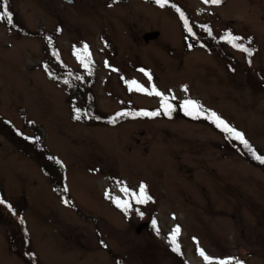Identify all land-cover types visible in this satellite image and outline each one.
Returning <instances> with one entry per match:
<instances>
[{
    "label": "rangeland",
    "instance_id": "rangeland-1",
    "mask_svg": "<svg viewBox=\"0 0 264 264\" xmlns=\"http://www.w3.org/2000/svg\"><path fill=\"white\" fill-rule=\"evenodd\" d=\"M176 1L215 35L231 31L249 43L252 38L250 66L240 50L227 44L241 61L236 75L204 47L185 49L182 28L168 4L8 0V11L26 34L13 17L12 23L0 20L1 116L24 133L39 134L62 160L78 207L59 200L37 162L0 125V209L20 212L37 263L175 264L169 236L171 226L180 223L177 237L192 264H264L263 167L231 150L213 126L182 115L184 101L195 100L240 129L264 154V0ZM152 29L159 35L145 40L143 33ZM51 35L65 62L90 78L102 111L129 103L160 114L139 115L144 111L137 108L115 125L75 120L68 102L71 86L46 68L53 62H47L44 37ZM140 64L170 97V114L162 111L161 97L137 90L151 81ZM141 183L151 198L146 203L137 202ZM195 184L204 186L201 199H217L223 208L204 219L218 232L206 247L194 248L203 255L191 253L186 238L191 204L183 199L188 191L200 193L193 190ZM124 202L126 207L120 206ZM213 214L220 221L214 222ZM140 222L147 224L138 231ZM0 264H26L10 250L2 219Z\"/></svg>",
    "mask_w": 264,
    "mask_h": 264
},
{
    "label": "trees",
    "instance_id": "trees-1",
    "mask_svg": "<svg viewBox=\"0 0 264 264\" xmlns=\"http://www.w3.org/2000/svg\"><path fill=\"white\" fill-rule=\"evenodd\" d=\"M150 1L156 3V0ZM202 1L204 2V0ZM224 1L225 0H223V2ZM165 4L172 6L175 11V15L183 31L185 49H191L194 45L204 47L208 52L213 53L217 57L221 58L224 61L223 63L228 69V71L231 74L236 75L238 69H240L239 67L241 66V61L239 58L235 57V55L231 53L230 50L225 47V45L227 44L234 50H240L243 53V61L246 65L250 66L254 47L252 45V38L250 40V43L247 41L246 38L242 37V39L236 41V43H241L245 47L249 48L251 50V54H249L237 47H234L233 44L230 43L227 39L222 38L226 36L227 33H229L228 31H225L223 34L215 35L212 32V29L208 27L206 23H200L190 17L189 13L185 11L182 5H180L176 0H167V3ZM3 10L4 9L2 8V11ZM181 13H183V15H181ZM12 17L15 20V17ZM185 21L187 23H185ZM15 23L18 31L22 34H26L23 29H20L18 27L19 23L16 20ZM189 27H191L192 32L188 31ZM230 33L232 32L230 31ZM232 35L239 37L237 33H232ZM44 40V49L48 54L47 62H49L50 60L53 62V65H51L52 67H46L47 71L51 73L56 80L60 82H66L71 86V90L68 93V102L71 109V115L75 120H78L85 124L105 123L107 125H115L119 123L125 116H127H118V113H127L132 112L134 110L136 111L137 108H141L144 112H150L147 108L130 106L129 103H126L116 108L114 111H102L96 104L90 78L85 75V73L81 69L71 68L65 62L59 52L58 46L54 43L55 40L53 35L45 36ZM60 70L62 71V76L59 75ZM143 71L146 72L147 75L150 74L151 77L150 83L144 86L146 89H148L147 92L152 91L153 85H155L156 90L161 91L160 87L156 85L154 77L152 79V73L150 72L151 70L144 68ZM252 83H255V81H253V77ZM261 83V87L264 86V81H262ZM130 84L132 85L131 82ZM255 84H253V87L256 89L259 88L258 84ZM77 109L79 110V112H77ZM202 109L204 110V113L202 115L190 116L187 114L186 111L182 115L188 117L191 120H195L198 122H206L210 126H213L214 128H216V130L220 131L225 137L226 141L230 143L229 147L231 150L248 159L253 164L260 165L264 168V162H262L261 159L256 158L257 156L264 158V154L254 144H252L248 139L244 137V139L248 142V145H245L240 140H237L233 135L224 132L221 127L217 126L214 119L211 117V113H213V111L205 108ZM77 115L79 116V119L76 118ZM167 117L171 116L167 114ZM113 119H115V122H113ZM0 125L4 126L5 129L9 130V133L13 138V142L17 144L18 148L22 152L26 153L29 157H32L37 162L41 171L47 176V179L59 200L64 205L77 210L78 207L75 201L73 200L72 196L70 195L66 184L65 165L57 155L52 153L47 148V146L43 143L42 139L40 138L39 134L30 135L22 132L20 129L14 126L7 118L2 117L1 113ZM236 130L241 132V130L239 129ZM132 199L135 200L134 198ZM64 200H68L69 203L65 204L63 202ZM0 201L4 202L1 194ZM19 213L20 212H15L10 207L8 208V211H2L0 209V219H2L6 229L9 248L13 253L20 256L26 262V264H39L37 263L38 259L34 251L29 248L30 241L27 235V227Z\"/></svg>",
    "mask_w": 264,
    "mask_h": 264
},
{
    "label": "flooded vegetation",
    "instance_id": "flooded-vegetation-1",
    "mask_svg": "<svg viewBox=\"0 0 264 264\" xmlns=\"http://www.w3.org/2000/svg\"><path fill=\"white\" fill-rule=\"evenodd\" d=\"M192 188L194 191L200 192V193L194 194L193 191H188L189 193H188L187 198L184 197L183 199L187 204H191L189 216L186 217L185 221H187L186 228L188 230L186 232V238L187 240H189V243L191 244L192 249L189 248L190 246H187L186 249H190L191 253L192 251L195 250L196 252L194 254H201V252H203L204 254L205 251L197 250L194 248L206 247L209 236H213L215 239L217 238V232H218V230L214 227V225H211L210 227H208L204 223V219L206 215L211 212H215V213L223 212V208L218 207L219 205L217 203V199H215L216 202L211 201L210 199H208L207 201L201 199V195H203L202 191H204L203 184H195L193 185ZM252 207H253V203H252ZM214 214L211 217L213 221L214 222L220 221L219 217L214 218ZM231 215H234V212H232ZM177 226H181V224L177 223L171 226L170 236H169V239L171 241V245H170L171 253L172 252L174 253L173 259L176 262L175 264H192V262L189 259L190 257H188L186 253L182 251L181 243H184V241L181 238L179 239L176 236L175 243L172 242V234L175 232ZM180 229L181 228L179 227V233L181 232ZM177 246L179 247V251L174 250ZM207 254L208 252L206 251V256L208 257ZM169 256L170 258H172L170 253H169ZM207 260L208 259L204 258V261H207Z\"/></svg>",
    "mask_w": 264,
    "mask_h": 264
},
{
    "label": "snow or ice",
    "instance_id": "snow-or-ice-1",
    "mask_svg": "<svg viewBox=\"0 0 264 264\" xmlns=\"http://www.w3.org/2000/svg\"><path fill=\"white\" fill-rule=\"evenodd\" d=\"M205 3H211V4H221L223 2V0H204ZM3 3V11H0V20H7L8 23H12V16L13 14L8 11L7 5H8V0H2ZM156 3L160 4L161 6H163L165 3H167V0H156ZM181 15H183V13H181ZM185 23H187L185 21ZM189 32H192L191 27L188 28ZM223 39H227L230 43L233 44L234 47H237L239 49H241L242 51L251 54V50L247 47H245L243 44L241 43H236V41L242 39L241 37H237L232 35V33H227L226 36L222 37ZM51 39V38H49ZM84 52H87V45L84 46L83 50ZM90 55V53H89ZM85 67H87V64H85ZM143 71V69L141 70ZM150 77V74H149ZM79 78V77H78ZM131 83L133 84H138V82L136 81H132ZM137 90L139 91H145L147 92L148 89H146L144 86L139 85ZM185 90L186 86H185ZM152 95H156L158 97H161V104H162V109L165 113H169L172 109V105L170 103H168L170 97L169 96H165L164 93L156 90L155 85L152 86V91L149 93ZM184 110L187 112L188 115L192 116V115H202L204 113V110L202 109V106L198 104L197 101L192 100V99H187L184 101ZM77 112H79V110L77 109ZM128 113H118L117 115H127ZM139 115H159V111H154V112H142V113H138ZM211 117L214 119L215 123L217 124L218 127H221L226 133H229L231 135H233L237 140H240L242 143H244L245 145H248V142L244 139V135L243 133L237 131L235 128L231 127L230 125L227 124V122H225L224 120H222L216 113H211ZM77 119H79V116H76ZM113 122H115V119H113ZM257 159H261L262 162H264V158H261L259 156L256 157ZM146 185H144L143 183H141L140 185V197L137 198V202L138 203H146L148 199H151L150 197L146 196ZM65 204L69 203L68 200H64L63 201ZM118 203H120L119 201H117ZM0 203H3V201H0ZM127 202H124L123 204H121L120 206L122 207H126ZM142 215V213H141ZM153 224H155V221H153ZM179 233V226H177L175 232L172 234V242L175 243L176 240V236ZM175 251H179V247L177 246L175 249ZM201 254L203 255V252H201ZM205 259H208L207 256H205ZM221 264H227V261H222ZM238 264H243V261H238Z\"/></svg>",
    "mask_w": 264,
    "mask_h": 264
},
{
    "label": "water",
    "instance_id": "water-1",
    "mask_svg": "<svg viewBox=\"0 0 264 264\" xmlns=\"http://www.w3.org/2000/svg\"><path fill=\"white\" fill-rule=\"evenodd\" d=\"M68 1H72V0H68ZM159 35V30L157 29H153V30H149V31H146L143 33V38L145 40H148L149 38H155ZM147 223L146 222H140L138 223L137 227H136V230H140L141 227H143L144 225H146Z\"/></svg>",
    "mask_w": 264,
    "mask_h": 264
}]
</instances>
